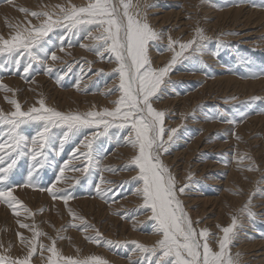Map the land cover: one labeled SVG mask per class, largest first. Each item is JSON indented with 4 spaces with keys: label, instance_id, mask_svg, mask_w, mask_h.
I'll use <instances>...</instances> for the list:
<instances>
[{
    "label": "rangeland",
    "instance_id": "1",
    "mask_svg": "<svg viewBox=\"0 0 264 264\" xmlns=\"http://www.w3.org/2000/svg\"><path fill=\"white\" fill-rule=\"evenodd\" d=\"M89 2L91 0H13V3H7L4 0L0 2V36L10 39L17 30L26 26H40L47 19L44 16L33 17L31 12H48L53 19H57L61 16L58 6L70 9L73 5L86 6ZM124 2L130 3V12L139 14L137 18L143 20L146 16L150 26L160 34L161 38L149 45V57L152 66L157 69L171 62L175 51L180 50V43L197 39L198 30H202L208 38L201 52L195 51V44L185 51L188 59L181 57L177 61L161 85L159 99L153 98V106L165 112L164 139L170 134L168 130L178 129L162 161L171 170L178 187L189 185L181 196L184 208L194 227L198 230L209 229L212 234L209 237L210 246L219 250L218 240L223 236L221 229L229 226L232 218L236 217L237 228L228 249L229 254L233 259H238L239 264H264V0ZM113 3L123 10L120 0H113ZM21 8H27L29 12L26 14L20 11ZM63 34L62 30L56 29L45 38L46 51L49 54L55 51L61 59L52 61L49 58L46 65L33 64L27 79L22 71L27 63L26 58L17 66L7 54L0 55V85L5 86L0 87V110L4 113L14 111V105L6 97L17 100L23 111L31 106L39 107L41 99L47 107L63 112L102 111L115 107L114 101L120 96L118 91H114L119 85L118 75L114 71L118 67L115 60L109 58L106 52L102 58L97 51L81 47L82 44L91 46L97 43L89 39L87 33L80 32L61 41ZM98 34L93 30L94 36ZM170 37L176 42L173 50L168 48ZM153 52L156 54L153 55ZM49 65L54 69L51 74L46 71ZM69 66L70 72L67 71ZM5 88L13 91H6ZM40 130L42 125L37 122L21 126V132L29 138ZM5 131V126L0 125V140L4 138ZM64 131L66 129H52L54 140L46 149L45 167L39 170L36 181L39 187L47 188L56 182L59 168L70 159L73 150L79 147L80 152L87 151L83 146L85 137L91 138L93 133H100L103 129H81L64 143L61 153L59 146ZM126 137L127 129L115 128L109 129L107 136H98L93 143L94 162L87 174L73 170L86 163L79 154L71 161L69 168L65 169V178L57 183L58 190L62 189L74 197L67 205L63 200H53L49 192L39 188L17 187L14 194L35 215L30 216L20 209L21 215L16 217L10 208L0 203V255L13 258L24 256L27 248L20 243L17 234L23 233L25 237L32 238V231L19 227V223L23 222L35 225L47 234L40 237L44 245H51L52 239H55L63 256H99L109 264H135L143 259L132 242L151 247L161 236L149 219L150 211L143 207L142 196L135 192L141 183L134 179L138 169L131 165V160L138 149L129 145ZM30 167V159H22L20 171L11 182L23 183ZM101 176L105 181L103 184L99 183ZM98 184L101 193L95 191ZM69 208L77 218L69 213ZM96 210H100V214L98 211L96 214ZM250 212L254 215L250 216ZM73 224L77 226L73 227ZM86 227L88 230L84 231ZM96 230L103 234L105 240L120 241L124 246L91 242L86 237L96 236ZM49 254L45 252L44 256ZM32 264L45 262L37 255L32 258Z\"/></svg>",
    "mask_w": 264,
    "mask_h": 264
},
{
    "label": "snow or ice",
    "instance_id": "2",
    "mask_svg": "<svg viewBox=\"0 0 264 264\" xmlns=\"http://www.w3.org/2000/svg\"><path fill=\"white\" fill-rule=\"evenodd\" d=\"M6 2L13 3V0H6ZM120 4H122V11L120 5L113 3V0H91L86 6L73 5L70 9L58 6L61 16L57 19H53L52 14L48 12H31L33 17L44 16L47 19L40 26H26L17 30L10 39L0 36V55L7 54V57L11 58L17 66L20 65L22 59L26 58L27 63L22 71L27 79V74L33 70V64L46 65L49 58L52 61L61 59L55 51L49 54L45 49L47 43L45 38L49 37L54 30L63 31L64 34L60 36L61 41L85 32L89 39L97 43L91 46L82 44L81 47L97 51L102 58L106 52L109 58L117 63L118 67L114 71L118 75L119 85L114 91L120 93L119 99L114 101V108L87 112L58 111L47 107L43 99L39 101V107L33 106L23 111L17 100L6 97V100L14 105V111L4 113L0 110V125L6 128L4 138L0 140V203L10 208L16 217L21 215L20 209L34 216L35 214L31 213V210L14 194L17 187H30L47 191L53 200H63L67 205L74 197L62 189L58 190L57 183L65 178V169L69 168L71 161L79 154L86 163L73 170L87 174L90 165L94 162L93 143L98 136H107L111 128L127 129V143L138 149V153L131 160V165L138 169V174L134 179L141 183L135 192L142 196L143 207L150 211L149 219L154 222L155 231L161 236L151 247L132 242L143 257L135 264H239L238 259H233L228 251L235 237L236 217L232 218L229 226L221 229L223 236L218 240V251L210 246L209 229L198 230L194 227L181 199L189 185L178 187L171 170L162 161V156L168 152L178 129L168 130L170 134L165 140V112L153 106V98L159 99L161 85L165 83V77L172 67L181 57L188 59L184 53L192 49L194 44L196 45L195 51L201 52L208 38L202 30H198L197 39L188 43H180V50L175 51L171 62L157 69L152 66L149 45L159 40L160 34L150 26L146 16L142 20L137 18L138 13L133 14L129 11L130 3L120 0ZM145 6L151 7L152 5ZM20 11L26 14L29 12L27 8H21ZM93 30L99 34L94 36ZM175 43L169 38V50H173ZM61 50H63L62 47ZM46 71L51 74L54 69L49 65ZM67 71H71V66ZM0 87L5 86L0 85ZM5 90L13 91L8 88ZM32 122L40 123L42 130L29 138L21 132V126ZM54 128L66 129L60 141L59 151L61 153L64 143L81 129L102 128L103 131L93 133L91 138L85 137L83 146L87 151L80 152L79 147L75 148L70 159L59 168L56 182L43 188L39 187L36 181L39 178V170L45 167L46 149L53 143L52 129ZM24 158L31 161L26 180L23 183H13L11 181L19 173V163ZM76 182L79 183L78 180ZM99 183H105L102 176L99 178ZM95 191L101 193L99 184ZM69 213L77 218L70 208ZM249 215L254 214L250 212ZM19 227L32 231V238L25 237L23 233L17 234L20 243L27 248L26 253L23 257L17 258L0 255V264H32V258L37 255L44 260L45 264H109L106 259L99 256L87 258L63 256L56 246L55 239H52L51 245L41 243L40 237L47 234L38 230L35 225L20 222ZM83 230L88 229L86 227ZM86 238L97 245L106 243L114 247L124 246L120 241L105 240L98 230H96V236ZM45 252L50 254L45 257Z\"/></svg>",
    "mask_w": 264,
    "mask_h": 264
},
{
    "label": "bare ground",
    "instance_id": "3",
    "mask_svg": "<svg viewBox=\"0 0 264 264\" xmlns=\"http://www.w3.org/2000/svg\"><path fill=\"white\" fill-rule=\"evenodd\" d=\"M54 2V1H53ZM15 3V2H14ZM20 3V2H19ZM6 4V3H5ZM35 4V3H34ZM37 4V3H36ZM43 4V3H42ZM54 5V4H53ZM249 7V6H248ZM4 8V7H3ZM35 8V7H34ZM45 8V7H44ZM47 8V7H46ZM54 8H55V6H54ZM7 9V8H6ZM11 9V8H10ZM133 9V8H132ZM153 10V9H152ZM260 10V9H259ZM163 11V10H162ZM230 11V10H229ZM237 11V10H236ZM240 11V10H239ZM245 11V10H244ZM256 11V10H255ZM157 12V11H156ZM171 13V12H170ZM264 13V12H263ZM221 14V13H220ZM236 14V13H235ZM256 14H257V12H256ZM258 14H260V13H258ZM169 15V14H168ZM178 15H179V12H178ZM217 15V14H216ZM230 15H231V13H230ZM247 15V14H246ZM1 16V15H0ZM149 16H150V13H149ZM172 16H173V14H172ZM240 16H241V14H240ZM255 16H258V15H255ZM152 17V16H151ZM156 17V16H155ZM161 17V16H160ZM178 17V16H177ZM166 18V17H165ZM168 18V17H167ZM169 18H170V16H169ZM158 19V18H157ZM163 19H164V16H163ZM222 19V18H221ZM228 19V18H227ZM1 20V19H0ZM181 20V19H180ZM195 20V19H194ZM241 20V19H240ZM252 20V19H251ZM6 22V21H5ZM164 22V21H163ZM176 22V21H175ZM179 22H181V21H179ZM217 22V21H216ZM245 22V21H244ZM250 22V21H249ZM188 23V22H187ZM214 23V22H213ZM218 23V22H217ZM224 23V22H223ZM227 23V22H226ZM209 24V23H208ZM220 24V23H219ZM239 24V23H238ZM162 25V24H161ZM212 25V24H211ZM214 25H215V23H214ZM246 25V22H245V24H244V26ZM216 26V25H215ZM253 26V25H252ZM252 26H249V27H252ZM257 26V25H256ZM184 27V26H183ZM217 27V26H216ZM246 27V26H245ZM248 28V27H247ZM227 29V28H226ZM244 29H246V28H244ZM248 30V29H247ZM188 32H189V30H188ZM14 34V33H13ZM164 35V34H163ZM163 37V36H162ZM164 38V37H163ZM171 38V37H170ZM180 40V39H179ZM182 40V39H181ZM164 41H166V39L164 40ZM160 42V41H159ZM90 44V43H89ZM151 44V43H150ZM164 49H165V47H164ZM152 50V49H151ZM74 54V53H73ZM154 54H156L155 52H153V55ZM82 55V54H81ZM79 56V55H78ZM101 56V55H100ZM156 57V56H155ZM103 61V60H102ZM100 65H101V63H99ZM183 72V71H182ZM188 73V72H187ZM182 74V73H181ZM185 75V74H184ZM187 75V74H186ZM190 76V75H189ZM200 76V75H199ZM220 77H222V76H220ZM40 79V78H39ZM185 79V78H184ZM226 79V78H225ZM235 79H236V77H235ZM117 81V80H116ZM220 81V80H219ZM114 82V81H113ZM210 82V81H209ZM223 81H221V83H222ZM231 82H232V80H231ZM237 82H239V81H237ZM218 83V82H217ZM226 83H227V81H226ZM226 83H224V85L226 84ZM112 84V83H111ZM23 85V84H22ZM38 85V84H37ZM53 85V84H52ZM217 85H219V84H217ZM194 86V85H193ZM212 86H213V84H212ZM226 86V85H225ZM236 86V85H235ZM244 86V85H243ZM41 87V86H40ZM210 88H211V86H209ZM218 87V86H217ZM217 87H216V89H217ZM16 88V87H15ZM34 88V87H33ZM107 88V87H106ZM35 89V88H34ZM33 89V90H34ZM38 89V88H37ZM41 89V88H40ZM224 89V88H223ZM252 89V88H251ZM76 90V89H75ZM219 90V89H218ZM238 90V89H237ZM243 90H244V88H243ZM28 91V90H27ZM36 91V90H35ZM252 91V90H251ZM31 92V91H30ZM39 92V91H38ZM78 92V91H77ZM161 92V91H160ZM191 92V91H190ZM195 92V91H194ZM40 93V92H39ZM47 93V92H46ZM202 93V92H201ZM225 93V92H224ZM252 93V92H251ZM29 94V93H28ZM61 94V93H60ZM78 94H79V92H78ZM35 95V94H34ZM33 95V96H34ZM66 95V94H65ZM69 95H70V93H69ZM88 95V94H87ZM86 95V96H87ZM92 95V94H91ZM99 95V94H98ZM101 95V94H100ZM180 95V94H179ZM226 95V94H225ZM41 96V95H40ZM62 96V95H61ZM64 96V95H63ZM83 96V95H82ZM96 96V95H95ZM181 96V95H180ZM194 96V95H193ZM35 97V96H34ZM179 97V96H178ZM192 97V96H191ZM8 98V97H7ZM53 98V97H52ZM98 98V97H97ZM162 98V97H161ZM186 98V97H185ZM216 98V97H215ZM21 99H23V98H21ZM86 99V98H85ZM94 99V98H93ZM167 99V98H166ZM182 99V98H181ZM63 100V99H62ZM65 100V99H64ZM91 100V99H90ZM117 100V99H116ZM155 100V99H154ZM161 100V99H160ZM176 100V99H175ZM185 100V99H184ZM32 101V100H31ZM66 101V100H65ZM85 101V100H84ZM113 101V100H112ZM182 101V100H181ZM222 101V100H221ZM6 102V101H5ZM37 102V101H36ZM64 102V101H63ZM67 102H69V99H68V101ZM178 102V101H177ZM187 102H188V100H187ZM51 103V102H50ZM84 103V102H83ZM98 103V102H97ZM182 103H183V101H182ZM197 103V102H196ZM79 104V103H78ZM28 105V104H27ZM38 105V104H37ZM66 105H67V103H66ZM83 106V105H82ZM169 106V105H168ZM28 107V106H27ZM32 107V106H31ZM85 107V106H84ZM177 107V106H176ZM83 109V108H82ZM6 112V111H5ZM261 122V121H260ZM215 126V125H214ZM212 128H213V126H211ZM217 128V127H216ZM251 129V128H250ZM248 133V132H247ZM246 133V134H247ZM254 133V132H253ZM203 134V133H202ZM239 134V133H238ZM199 138V137H198ZM248 138V137H247ZM242 140V139H241ZM198 142H200V141H198ZM210 142V141H209ZM224 142V141H223ZM197 143V142H196ZM222 143V142H221ZM193 144V143H192ZM130 145V144H129ZM197 145V144H196ZM230 145V144H229ZM218 146V145H217ZM190 147V146H189ZM193 147H195V145H193ZM238 147V146H237ZM127 148V147H126ZM196 148V147H195ZM195 148H194V150H195ZM132 149V148H131ZM135 149V148H134ZM126 150V149H125ZM184 150V149H183ZM135 151V150H134ZM179 152V151H178ZM194 152V151H193ZM181 153V152H180ZM179 153V154H180ZM191 153V152H190ZM189 153V154H190ZM258 154H259V152H258ZM193 155V154H192ZM124 157V156H123ZM126 157V156H125ZM190 156H188V158H189ZM239 157V156H238ZM190 159V158H189ZM168 160V159H167ZM116 161V160H115ZM196 161V160H195ZM228 161V160H227ZM233 161V160H232ZM241 161V160H240ZM201 162H203V161H201ZM215 162V161H214ZM223 162V161H222ZM118 163V162H117ZM172 163V162H171ZM177 165V164H176ZM187 165V164H186ZM219 165V164H218ZM221 165V164H220ZM233 165V164H232ZM206 166V165H205ZM209 167V166H208ZM184 170V169H183ZM201 170V169H200ZM216 170V169H215ZM233 170V169H232ZM231 170V171H232ZM245 170V169H244ZM122 172V171H121ZM184 172V171H183ZM199 172V171H198ZM252 172V171H251ZM244 173V172H243ZM190 174V173H189ZM203 175V174H202ZM241 175V174H240ZM115 176V175H114ZM236 177H238V176H236ZM241 177V176H240ZM253 178V177H252ZM191 179V178H190ZM210 179V178H209ZM236 179V178H235ZM186 180V179H185ZM216 182V181H215ZM66 187V186H65ZM223 187V186H222ZM234 187V186H233ZM195 190V189H194ZM24 192V191H23ZM192 192H193V190H192ZM230 193V192H229ZM232 194V193H231ZM239 195V194H238ZM244 195V194H243ZM210 196V195H209ZM213 197V196H212ZM85 198V197H84ZM201 198V197H200ZM214 198H215V196H214ZM225 198H226V196H225ZM232 198V197H231ZM213 199V198H212ZM211 199V200H212ZM218 199H220V198H218ZM228 199V198H227ZM235 199H238V198H235ZM28 200V199H27ZM137 200V199H136ZM215 200V199H214ZM239 200V199H238ZM75 201V200H74ZM82 201V200H81ZM90 201V200H89ZM205 201H206V199H205ZM209 201H210V199H209ZM216 201H217V198H216ZM235 201V200H234ZM83 202V201H82ZM120 202V201H119ZM207 202V201H206ZM214 202V201H213ZM238 201L236 200V203H237ZM32 203V202H31ZM85 203V202H84ZM97 203V202H96ZM134 203V202H133ZM218 203V202H217ZM93 204V203H92ZM196 204V203H195ZM205 204V203H204ZM207 204V203H206ZM206 204H205V206H206ZM211 204H212V202H211ZM232 204V203H231ZM59 205V204H58ZM85 205V204H84ZM90 205V204H89ZM137 205H138V203H137ZM208 205V204H207ZM86 206V205H85ZM213 206V205H212ZM215 206V205H214ZM87 207V206H86ZM94 207V206H93ZM115 207V206H114ZM216 207H218V206H216ZM255 207V206H254ZM81 208V207H80ZM79 208V209H80ZM90 208H91V206H90ZM123 208V207H122ZM188 208V207H187ZM204 208V207H203ZM214 207H212V209H213ZM235 208V207H234ZM262 208V207H261ZM97 209H100L99 207L97 208ZM193 209V208H192ZM191 209V210H192ZM221 209V208H220ZM211 210V209H210ZM222 210V209H221ZM92 211V210H91ZM97 211L98 210H96V214H97ZM223 211V210H222ZM99 212V214H100V210L98 211ZM105 212V211H104ZM245 212V211H244ZM247 212V211H246ZM214 213V212H213ZM217 213V212H216ZM219 213H221V212H219ZM215 214V213H214ZM222 214H223V212H222ZM102 215V214H101ZM104 215V214H103ZM212 215V214H211ZM95 216H97V215H95ZM99 216V215H98ZM220 216V215H219ZM90 217V216H89ZM144 217V216H143ZM212 217V216H211ZM222 217V216H221ZM91 218V217H90ZM114 219V218H113ZM195 219V218H194ZM92 220V219H91ZM3 221V220H2ZM48 221V220H47ZM111 221V220H110ZM125 225V224H124ZM217 226V225H216ZM123 227H125V226H123ZM122 227V228H123ZM52 228V227H51ZM112 228H114V227H112ZM132 228V227H131ZM212 228V227H211ZM48 229V228H47ZM95 229H97V228H95ZM115 229V228H114ZM220 229V228H219ZM76 231V230H75ZM121 231H123V230H121ZM130 231V230H129ZM11 232V231H10ZM154 233V232H153ZM154 234H156V233H154ZM132 235V234H131ZM212 235V234H211ZM29 236V235H28ZM144 236V235H143ZM154 236V235H153ZM215 236V235H214ZM47 237V236H46ZM45 238V237H44ZM149 238H150V236H149ZM154 238V237H153ZM241 238V237H240ZM116 239V238H115ZM124 239V238H123ZM127 239V238H126ZM151 241H152V239H151ZM69 242V241H68ZM145 242V241H144ZM252 244H250V246H251ZM249 246V247H250ZM261 246V245H260ZM245 247H248V246H245ZM244 247V248H245ZM256 247H259V246H256ZM255 247V248H256ZM26 248V247H25ZM246 249V248H245ZM251 249V248H250ZM252 249H254V248H252ZM258 249V248H257ZM106 250V249H105ZM248 250V249H247ZM97 251V250H96ZM252 251V250H251ZM255 251V250H254ZM73 252V251H72ZM65 254V253H64ZM264 254V253H263ZM78 255V254H77Z\"/></svg>",
    "mask_w": 264,
    "mask_h": 264
}]
</instances>
